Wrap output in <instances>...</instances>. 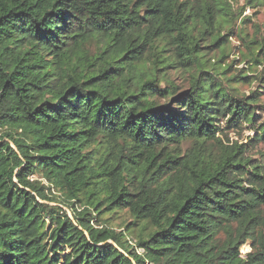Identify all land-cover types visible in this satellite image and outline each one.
Here are the masks:
<instances>
[{
  "label": "trees",
  "instance_id": "obj_1",
  "mask_svg": "<svg viewBox=\"0 0 264 264\" xmlns=\"http://www.w3.org/2000/svg\"><path fill=\"white\" fill-rule=\"evenodd\" d=\"M233 21L228 0H0V264H264V168L229 138L264 143L259 92L230 85L264 83V46L252 78L206 58Z\"/></svg>",
  "mask_w": 264,
  "mask_h": 264
},
{
  "label": "rangeland",
  "instance_id": "obj_2",
  "mask_svg": "<svg viewBox=\"0 0 264 264\" xmlns=\"http://www.w3.org/2000/svg\"><path fill=\"white\" fill-rule=\"evenodd\" d=\"M228 1L234 16V21L230 29H228L232 33L231 35L224 36V47L219 49L213 48L207 53L206 58L210 60V65L216 63L215 66L220 70H224L230 66V70L225 73L226 78H231L233 75L237 74V72H239V76H248L252 78L262 70L263 66L256 67L254 71H252V69H247V64L243 61V55L255 49V43L264 46V0L257 4H248V0ZM227 31H225L222 36L228 34L229 31ZM145 60L146 61L143 63L144 65L141 67L142 71L151 67L153 57L148 55ZM163 72L164 71H158L156 74L160 81L161 88L165 86L164 84L173 85L180 92L188 88L189 72L168 69L165 71V82L161 76ZM249 80L241 83L232 81L230 85L236 89L241 96H248L251 92L256 90L259 92L258 98L260 102L258 104V113L261 115V121H264V83L249 82ZM161 94H163L162 91ZM165 101L164 97L157 95L154 99V102L158 105L164 104ZM242 127H244L245 130L240 132V136L235 132L229 134L230 140L234 142L238 141L239 145H247L245 156L252 161L258 162L264 168V143L257 145L251 144L252 141L256 139L255 133L246 125H242ZM188 147L189 144H184L183 150L188 149ZM66 211L68 216L71 217L70 211ZM118 217L119 219L115 220L113 224L116 230L119 231L118 228H121L122 224H128L131 218L124 212L120 213ZM221 238H223L222 235ZM242 242L239 248V254L243 258H246V255L250 252L251 239L245 236ZM137 253H141V250H137Z\"/></svg>",
  "mask_w": 264,
  "mask_h": 264
}]
</instances>
